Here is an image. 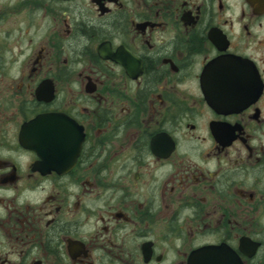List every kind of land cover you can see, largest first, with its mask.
<instances>
[{
    "label": "flooded vegetation",
    "instance_id": "flooded-vegetation-1",
    "mask_svg": "<svg viewBox=\"0 0 264 264\" xmlns=\"http://www.w3.org/2000/svg\"><path fill=\"white\" fill-rule=\"evenodd\" d=\"M0 264H264V0H0Z\"/></svg>",
    "mask_w": 264,
    "mask_h": 264
},
{
    "label": "water",
    "instance_id": "water-1",
    "mask_svg": "<svg viewBox=\"0 0 264 264\" xmlns=\"http://www.w3.org/2000/svg\"><path fill=\"white\" fill-rule=\"evenodd\" d=\"M73 127L76 132L77 127L61 116H39L23 125L20 144L26 149L38 152L40 156H54L57 147H60V152L68 147V135L72 133Z\"/></svg>",
    "mask_w": 264,
    "mask_h": 264
},
{
    "label": "rangeland",
    "instance_id": "rangeland-1",
    "mask_svg": "<svg viewBox=\"0 0 264 264\" xmlns=\"http://www.w3.org/2000/svg\"><path fill=\"white\" fill-rule=\"evenodd\" d=\"M12 110H14V108L12 109ZM10 127H13V125H9Z\"/></svg>",
    "mask_w": 264,
    "mask_h": 264
}]
</instances>
